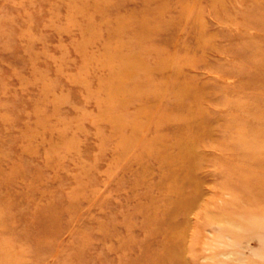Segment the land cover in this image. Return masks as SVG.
Masks as SVG:
<instances>
[{
	"label": "rangeland",
	"instance_id": "1",
	"mask_svg": "<svg viewBox=\"0 0 264 264\" xmlns=\"http://www.w3.org/2000/svg\"><path fill=\"white\" fill-rule=\"evenodd\" d=\"M0 264H264V0H0Z\"/></svg>",
	"mask_w": 264,
	"mask_h": 264
},
{
	"label": "bare ground",
	"instance_id": "2",
	"mask_svg": "<svg viewBox=\"0 0 264 264\" xmlns=\"http://www.w3.org/2000/svg\"><path fill=\"white\" fill-rule=\"evenodd\" d=\"M195 1H196V0H195ZM211 1H212V0H211ZM219 2H220V0H219ZM193 7H194V6H193ZM186 9H187V8H186ZM189 11H190V10H189ZM189 14H190V13H189ZM208 15H209V14H208ZM183 17H184V16H183ZM180 19H181V18H180ZM180 19H179V20H180ZM187 21H188V20H187ZM170 24H171V23H170ZM171 25H172V24H171ZM151 29H153V28H151ZM169 30H170V29H169ZM193 30H194V29H193ZM149 32H150V31H149ZM195 34H196V33H195ZM211 35H212V34H211ZM197 36H198V35H197ZM200 37H202V36H200ZM198 39H199V37H198ZM198 39H197V41H198L197 46H199V44H201V42H202L201 38H200L199 40H198ZM209 39H210V38H209ZM245 45H246V44H245ZM211 46H212V45H211ZM186 53H187V52H186ZM127 55H128V54H127ZM135 55H136V54H135ZM138 56H139V55H138ZM134 59H135V58H134ZM134 59H133V60H134ZM138 61H139V60H138ZM139 62H140V61H139ZM156 68H157V67H156ZM156 70H157V69H156ZM180 70H181V69H180ZM177 71H178V70H177ZM204 72H205V71H204ZM146 75H147V74H146ZM149 75H150V74H149ZM203 75H204V74H203ZM160 77H161V76H160ZM190 77L193 78L192 76H190ZM203 77H204V76H203ZM145 78H146V77H145ZM149 79H150V77H149ZM149 79H148V80H149ZM132 82H133V81H132ZM129 83H130V82H129ZM162 85H163V84H162ZM162 85H161V86H162ZM133 86H134V85H133ZM163 86H164V85H163ZM179 86H180V85H179ZM179 86H178V87H179ZM181 86H183V85H181ZM193 86H194V85H193ZM183 87H184V86H183ZM162 88H163V87H162ZM176 88H177V87H176ZM187 88H188V87H187ZM192 88H193V87H192ZM194 89H195V88H194ZM142 90H143V89H142ZM190 90H191V88H190ZM171 91H172V90H171ZM183 91H184V90H183ZM121 92H122V91H121ZM178 92H179V91H178ZM153 93H154V92H153ZM192 93H193V92H192ZM195 93H196V92H195ZM154 94H155V93H154ZM155 95H156V94H155ZM171 95H172V94H171ZM192 96H193V95H192ZM194 97H195V96H194ZM151 98H152V97H151ZM173 99H174V98H173ZM171 101H172V100H171ZM175 107H176V106H175ZM198 116H199V115H198ZM190 119H191V122H192V118H190ZM194 119H195V118H194ZM194 121H195V120H194ZM191 122H189V123H191ZM191 125H192V124H191ZM190 128H191V127H189V129H190ZM190 130H191V129H190ZM189 136H190V135H189ZM191 137H192V136H190V138H191ZM187 139H188V137H187ZM191 139H193V138H191ZM189 140H190V139H189ZM189 140H188V143H190V141H191V140H190V141H189ZM185 141H187V140H185ZM181 142H182V139H181L180 143H181ZM178 143H179V142H178ZM185 144H186V142H185ZM157 153H158V152H157ZM158 155H159V154H158ZM158 155H157V156H158ZM169 155H171V154H169ZM172 155H173V154H172ZM163 156H164V155H163ZM167 157L169 158V156H167ZM170 157H171V156H170ZM171 159H173V158H171ZM185 159H186V158H184L183 160H185ZM169 160H170V159H169ZM178 166H179V165H178ZM178 166H177V167H178ZM177 167H176V168H177ZM178 168H179V167H178ZM181 168H182V167H181ZM176 172H177V171H176ZM167 173H168V172H167ZM168 174H169V173H168ZM168 174H167V175H168ZM165 175H166V173H165ZM186 175H187V174H186ZM173 176H174V175H173ZM187 176H188V175H187ZM187 176H186V177H187ZM161 178H163V177H161ZM170 178H171L172 181H173V179H174L175 177L172 178V175H171ZM187 178H189V176H188ZM166 179H167V177H166ZM175 179H176V178H175ZM161 180H162V179H161ZM170 181H171V180H170ZM160 182H161V181H160ZM173 182H174V181H173Z\"/></svg>",
	"mask_w": 264,
	"mask_h": 264
}]
</instances>
